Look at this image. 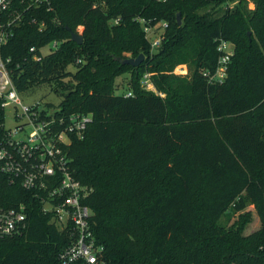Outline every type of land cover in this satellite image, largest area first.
<instances>
[{"label":"trees","instance_id":"1","mask_svg":"<svg viewBox=\"0 0 264 264\" xmlns=\"http://www.w3.org/2000/svg\"><path fill=\"white\" fill-rule=\"evenodd\" d=\"M247 2L52 0L49 13L32 15L41 30L26 16L4 47L18 93L47 86L58 113L92 117L69 156L90 191L107 264H264V0L252 12ZM146 26L161 34L155 53ZM78 28L80 45L68 31ZM219 39L234 54L226 79L211 84L203 73L215 70ZM53 42L57 49L33 60L30 48ZM140 55L138 67L123 64ZM182 65L187 74L175 75ZM146 74L156 93L143 88ZM123 75L128 91L117 94ZM1 195L11 206L27 194L6 183ZM248 204L259 230L243 236L249 214L229 229L219 224ZM68 244L35 207L21 235L0 239V264H59Z\"/></svg>","mask_w":264,"mask_h":264},{"label":"built area","instance_id":"2","mask_svg":"<svg viewBox=\"0 0 264 264\" xmlns=\"http://www.w3.org/2000/svg\"><path fill=\"white\" fill-rule=\"evenodd\" d=\"M51 1L0 0V201L4 199L1 187L6 183L27 194L14 205L0 203V239L21 235L37 207L68 236L69 244L59 254V264H107L104 247L92 233L93 211L85 204L90 191L74 178L69 156L73 139H83L92 117L77 113L64 115L55 107H48L50 103L25 102L31 93H18L7 68L11 60L3 56L4 47L26 16L31 15L27 18L29 24L37 25L39 30L44 27V23L39 24L32 15L39 11L49 13ZM235 4H227L225 9H231ZM165 27L163 24L162 29ZM80 30L78 28V33ZM144 32L150 40L151 50L158 49L161 34L148 26L144 27ZM58 45L53 42L39 49L32 47L29 53L34 61H40ZM46 47L49 48L44 52ZM217 52L220 56L214 72L203 73L211 84L226 79L234 45L219 39ZM149 77L144 75L142 86L156 93ZM8 118L17 124L6 127Z\"/></svg>","mask_w":264,"mask_h":264},{"label":"rangeland","instance_id":"3","mask_svg":"<svg viewBox=\"0 0 264 264\" xmlns=\"http://www.w3.org/2000/svg\"><path fill=\"white\" fill-rule=\"evenodd\" d=\"M232 3V2H230ZM228 3V4H230ZM237 4V2H235ZM235 4V5H236ZM227 4L224 6L226 8ZM255 0H248L247 2V10L249 12H252L255 10ZM234 7V6H233ZM203 13H206L207 15L210 16V19L215 18V16H218L219 14L222 13H213L211 10H205ZM81 31V30H80ZM80 33V32H79ZM78 33V35H79ZM251 34V32H248ZM49 47H46L44 49V52L48 49ZM153 53H155L153 51ZM152 53V54H153ZM70 70H73V68H70ZM188 68L186 65L179 66L175 69V75L177 76H184L187 74ZM130 76L129 75H123L121 77L116 78V83L118 85V91L117 94H124L127 93L128 91V83H129ZM32 101H39L42 104L44 103H50L54 107H57L60 103V98L52 94L47 86H42L39 89H36L34 92H32L30 95H28V99L25 100V102H32ZM17 122H14L11 119H7L5 122L6 127H13L16 125ZM245 214H249L250 220L247 223L246 227L244 228L243 231V236L246 237L255 231L259 230L262 226L261 224V219L255 210L254 206L252 204H248L246 208L242 212H230L228 215H225L224 217L221 218L219 224L222 225L225 229H229L233 227V225L238 222L241 217Z\"/></svg>","mask_w":264,"mask_h":264},{"label":"water","instance_id":"4","mask_svg":"<svg viewBox=\"0 0 264 264\" xmlns=\"http://www.w3.org/2000/svg\"><path fill=\"white\" fill-rule=\"evenodd\" d=\"M176 18H177V22L180 23V14H177ZM68 31L70 32V35H71V41L80 45L82 43V37L76 33L71 32L70 30H68ZM248 36H250V33H248ZM143 59H144V57L142 55H140L136 59L124 60L123 64L129 65L131 67H138L142 63Z\"/></svg>","mask_w":264,"mask_h":264}]
</instances>
